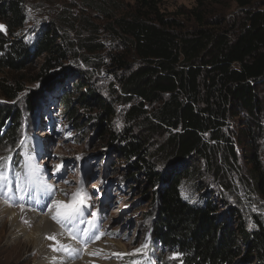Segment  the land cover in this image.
<instances>
[{
    "label": "trees",
    "instance_id": "trees-1",
    "mask_svg": "<svg viewBox=\"0 0 264 264\" xmlns=\"http://www.w3.org/2000/svg\"><path fill=\"white\" fill-rule=\"evenodd\" d=\"M107 1L84 0L71 37L26 31L25 0H0V154L19 162L24 120L57 93L65 125L123 160L173 264H264V219L214 183L264 201V0Z\"/></svg>",
    "mask_w": 264,
    "mask_h": 264
},
{
    "label": "rangeland",
    "instance_id": "rangeland-1",
    "mask_svg": "<svg viewBox=\"0 0 264 264\" xmlns=\"http://www.w3.org/2000/svg\"><path fill=\"white\" fill-rule=\"evenodd\" d=\"M86 1L87 0H85V3ZM124 1L133 3L134 0ZM192 3L193 0H161L162 6L169 11L180 5L190 6ZM25 4V12L27 9L28 13V18L26 20L27 25L24 27L26 31L32 27L33 29H37L40 24L41 27L45 28L47 25H51L50 22H55L58 31L63 32L66 28L71 37H74L75 32L78 30L77 26L81 22V14L89 13L90 11L91 13L93 12V10L87 6L85 10L84 0H25ZM67 22L73 25L76 31L70 30ZM28 38L33 40L34 36L29 35ZM105 83L107 84V81H97V84L102 87ZM108 85H106V88ZM66 91L68 90L66 89ZM74 92L75 91H73V93ZM56 95L57 93H54L50 97V101H47L43 105L44 109L40 114V129L46 131H33L32 133L33 138L37 141H39V139L43 140L42 142L45 146L44 152L47 153L40 157V161L37 162L39 171H35V173L42 180L47 177L43 182L56 190V185L58 184L54 185L52 170H55L58 163L57 160L60 157L66 159L65 172L60 176L62 181L58 182L59 186L61 183L59 197H53L52 201H54L55 198L62 199L64 197L65 199L64 194L66 191H69L70 194V191L78 185L79 181L83 182L85 190L88 191L84 196V200L96 207L98 206V203L95 202L97 193L92 192V188H97L101 193L103 191L112 192L111 197L107 200V204H105L107 210L104 212L105 220L103 226L105 228L108 227L109 229L107 232H113V235L102 238L99 242L94 244L101 245L103 248H101L100 252L96 254L95 257L91 255L92 261L90 263L83 261L82 257H84V251L82 255L77 258V261H81L82 264H126L128 258L134 255L133 253H135L138 248L137 243L143 238L144 231L150 225L149 219L151 218L154 207L150 202H146V200L141 197L139 184L136 183L135 187H131V185L135 184L124 181L122 175L123 171L119 167L122 165L123 160L119 158L116 159L114 157L115 154L107 153V150H105V155H98L101 152L102 143L92 138L91 132L71 131L64 126V122L59 114V107L61 104L60 97H56ZM61 111H63L62 107ZM45 115L53 120L50 127L46 124ZM115 126H119L118 123H115ZM69 133L71 134L70 136L68 135ZM2 155L3 154H0V157H2ZM108 156L111 157V161L107 160L104 162L103 160L107 159ZM82 157L88 160V163L94 164L88 172L83 171L84 163L81 160ZM106 163H110V165L107 167ZM105 169H108V172ZM66 181L68 183H66ZM95 182H97V185L93 186ZM123 182H125V185ZM214 183L221 192L224 191L227 195L231 196L230 202L232 204L241 206V213L249 223H251L250 215L252 213L258 214L264 219V201L259 195L251 191L247 193L244 190H239L240 187H237L236 192L231 194V191H228L222 183L216 181H214ZM10 184L14 185L13 179H10ZM181 189L184 199L191 203L197 202L196 198L198 194L193 188L190 187L188 190V188L184 186ZM56 194L57 193H55V195ZM66 197V199H68L70 196ZM52 207L53 203L51 202L50 208ZM30 210L32 211V209L28 207V204H25L22 210L20 206H9L4 200L0 199V264H36V261L40 258L43 260L42 253H39L36 249L33 239L37 228L35 223L37 217H34ZM114 210H116V212H114ZM124 211H126V213L122 214ZM49 212L52 213V210L48 212L44 211V214ZM28 213L32 214L28 216ZM54 226L61 231L56 224H54ZM249 226H251V224H249ZM128 231L129 236L127 237L126 234ZM135 232H137L136 238H134ZM53 235V231L48 230L43 237L46 242L44 247L47 253H51L50 255L54 257L53 252L58 251H54L53 248L58 247L56 243L58 239H46V237ZM87 248H85V250ZM116 252L121 256L124 255V257L118 259V257L114 255ZM71 260L74 261L73 257H71ZM63 264H68V262Z\"/></svg>",
    "mask_w": 264,
    "mask_h": 264
},
{
    "label": "snow or ice",
    "instance_id": "snow-or-ice-1",
    "mask_svg": "<svg viewBox=\"0 0 264 264\" xmlns=\"http://www.w3.org/2000/svg\"><path fill=\"white\" fill-rule=\"evenodd\" d=\"M0 31H4L6 34V26L0 25ZM68 135L70 136L71 134L69 133ZM10 161H11V156L0 157V199L4 200L9 206H20L21 209L23 210L24 205L18 203V200L16 199V192L18 191L20 193L19 201H23L25 200V195H26L25 190L18 186L13 187V185L9 183L8 173H10L11 171ZM59 167L60 166H57L58 170ZM33 171H35V169ZM66 183L68 182L66 181ZM82 191L83 189L81 187L80 189L77 190V192L71 194L65 193L66 196H70V201L68 203H64L62 201L53 202L55 204V212L52 214L51 219L55 221L57 224H59L61 228L65 229L73 240H79L77 232L80 230L76 228V223L84 222L82 219V210L85 207V205L83 204L82 200L80 201V203H77V200L80 198ZM49 210L51 211V209ZM90 215H92L93 218H95L96 213H90ZM88 223H89V228L83 230V235L85 239L79 241L84 245L85 248L87 247L89 240L92 241L99 240L102 235L106 234V233H99L97 231L94 219L88 221ZM46 239L56 240V237L55 235H53L46 237ZM56 243L58 247H54L53 248L54 251H64L69 255H72L74 252L77 251L76 249H71L68 246L60 244L59 241H56ZM146 248H147V244L143 245L141 249H137L136 252H140ZM91 254L96 255L98 253H91ZM172 258H176V257L174 256Z\"/></svg>",
    "mask_w": 264,
    "mask_h": 264
},
{
    "label": "bare ground",
    "instance_id": "bare-ground-1",
    "mask_svg": "<svg viewBox=\"0 0 264 264\" xmlns=\"http://www.w3.org/2000/svg\"><path fill=\"white\" fill-rule=\"evenodd\" d=\"M38 115V114H37ZM97 185V182L93 183V186ZM53 200V199H52ZM50 201V203L54 202V201H62L64 203H67L66 201H63L62 199L59 198H55L54 201ZM28 207H30L32 209V211L30 210V212L32 213H28L27 215L30 216L31 214L34 217H37L35 220L36 223V232L34 233V241H35V246L36 249L38 250L39 253H42V257L43 260L40 258L38 261H36V264H63V263H67L68 264H82L81 261H77V258L80 255V249H79V245L78 244H74L72 242V240H70V238L61 230H59L56 226H54V221L50 218V216H52V214L55 212V204L53 203V207L50 208L52 210V213H45V214H37V210L35 206H33L31 203H28ZM114 212H116V210H114ZM30 218V217H29ZM34 222V221H33ZM48 230H52L53 234L55 235V237H58L56 239H58V241L60 243H64L65 246L71 247L72 249H76L77 251L74 252L73 254V260H71V256L68 253L64 252V251H58V252H53L54 257L51 256L50 254L47 253L45 246V240H44V234L47 233ZM70 242V244H68ZM101 245H93L88 247L86 250H84V257H82L83 261L90 263L92 261V257H91V253H99L101 250ZM112 253V251H111ZM90 256V257H89ZM101 256V255H100ZM47 260V261H46Z\"/></svg>",
    "mask_w": 264,
    "mask_h": 264
}]
</instances>
